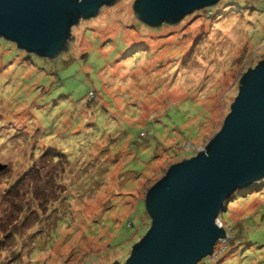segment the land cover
<instances>
[{
	"label": "rangeland",
	"instance_id": "obj_1",
	"mask_svg": "<svg viewBox=\"0 0 264 264\" xmlns=\"http://www.w3.org/2000/svg\"><path fill=\"white\" fill-rule=\"evenodd\" d=\"M134 1L81 19L54 59L0 39V264H122L150 227L148 190L220 131L264 61V0L155 27ZM254 185L219 214L231 236L206 264H264V178Z\"/></svg>",
	"mask_w": 264,
	"mask_h": 264
},
{
	"label": "water",
	"instance_id": "obj_2",
	"mask_svg": "<svg viewBox=\"0 0 264 264\" xmlns=\"http://www.w3.org/2000/svg\"><path fill=\"white\" fill-rule=\"evenodd\" d=\"M115 1L0 0V39L29 55L54 59L68 50L72 27ZM218 1L135 0L131 7L137 19L155 27L176 24ZM238 84L220 131L148 190L150 227L122 264H199L226 237L219 214L235 191L264 178V61Z\"/></svg>",
	"mask_w": 264,
	"mask_h": 264
},
{
	"label": "trees",
	"instance_id": "obj_3",
	"mask_svg": "<svg viewBox=\"0 0 264 264\" xmlns=\"http://www.w3.org/2000/svg\"><path fill=\"white\" fill-rule=\"evenodd\" d=\"M116 2V1H115ZM114 2V3H115ZM135 10V9H134ZM141 24H143L142 22H141ZM144 25V24H143ZM138 55H139V53L138 52H135V54L133 55V56H135V57H138ZM90 94L92 95V93L90 92ZM95 95V94H94ZM94 98H96V95H95V97H92V99L90 98V100H89V102L90 101H92ZM89 102H87V103H89ZM46 155V154H45ZM41 172V171H40ZM257 185H253V186H251V187H248V188H246V189H244V190H241V191H239L238 192V194H239V196H245V195H247V194H250V193H253L254 191H256L257 190ZM231 200V199H230ZM57 223H58V221H57ZM220 223L222 224V221L220 220ZM62 224V223H61ZM62 225H65V224H62ZM17 227V226H16ZM226 228H229V227H226ZM226 232V231H225ZM12 233V234H11ZM56 233V231H51L50 233H49V237L50 238H55V234ZM9 235H11V236H14L15 234H16V232H13V231H9V233H8ZM7 234V235H8ZM226 234H229V232H226ZM40 235V234H39ZM230 235V234H229ZM231 236V235H230ZM5 237H7V236H5ZM44 238H40L39 240H37V241H42ZM236 239V237H231V241H234ZM133 248H134V246H133ZM133 248H132V250H133ZM212 256L210 255L209 256V258H211ZM204 261H206L205 259H203L202 260V263H200V264H203L204 263ZM207 263V261L205 262V264Z\"/></svg>",
	"mask_w": 264,
	"mask_h": 264
},
{
	"label": "built area",
	"instance_id": "obj_4",
	"mask_svg": "<svg viewBox=\"0 0 264 264\" xmlns=\"http://www.w3.org/2000/svg\"><path fill=\"white\" fill-rule=\"evenodd\" d=\"M220 224H221V223H220V222H218V226H220Z\"/></svg>",
	"mask_w": 264,
	"mask_h": 264
}]
</instances>
